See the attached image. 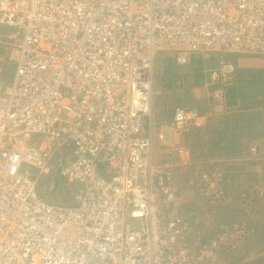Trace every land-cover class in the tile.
Wrapping results in <instances>:
<instances>
[{
  "label": "built area",
  "instance_id": "2783aa9c",
  "mask_svg": "<svg viewBox=\"0 0 264 264\" xmlns=\"http://www.w3.org/2000/svg\"><path fill=\"white\" fill-rule=\"evenodd\" d=\"M1 39L0 264H215L227 234L189 244L172 175L152 159L166 124L151 116L153 68L161 52L264 55V0H0ZM216 62L202 72L221 99L234 65ZM201 116L174 105L170 123ZM221 173L201 176L208 206ZM63 188L68 202L53 201Z\"/></svg>",
  "mask_w": 264,
  "mask_h": 264
},
{
  "label": "rangeland",
  "instance_id": "374dc122",
  "mask_svg": "<svg viewBox=\"0 0 264 264\" xmlns=\"http://www.w3.org/2000/svg\"><path fill=\"white\" fill-rule=\"evenodd\" d=\"M0 41H2V39ZM254 55L264 56L260 54H238V53H225L224 55L222 54L221 56H219L232 62L234 65V73H236V75H239L238 77H240L239 81L240 82L245 81V83L247 82L246 84L250 86L249 93L245 97V99L247 98L248 100L242 102V106L240 107V109H253L254 107H256L255 105L257 106H259L260 104L264 105V84H261V79H259V73L245 69L244 67L247 66H245V64L241 65L243 60H241V63H239V59H238L239 57L240 59H245L246 56L250 57ZM167 58L173 59L175 64L178 65L179 67V70H177L178 76L182 75L181 77H184L190 72L189 70L193 68V66L189 65V62H187L186 64H178L176 62L174 53L161 52L158 54L153 68L154 69L153 98H152L153 106H151V111L153 107L156 115H157L156 107L158 109H163L164 111H166V109H170V111H172V107L174 105H179L170 102V100L166 98V96L165 97L159 96L158 98L155 97L156 91H160V92L164 91V95H165L166 79L163 78L162 73L165 65L164 63ZM206 60H208V58H206ZM208 62H209L208 65H210L211 67L216 66L217 64V62L212 60ZM245 63H250V62H245ZM251 66L255 67L253 66V64H251ZM251 66L249 68H251ZM11 75H12V65L7 60L5 46H2L0 42V86L8 82L9 79L11 78ZM247 77H249V79ZM177 81L178 84H180L177 86L178 87L177 89H180L181 87H183L182 83H185V80L181 81L179 79ZM156 100H158V105L156 104ZM198 106L200 107L201 105ZM198 106H195L194 108L198 109L199 108ZM209 106L210 107L208 108L213 112L214 110L219 108V107L214 108L212 105ZM204 110H207V107H205ZM163 115L165 116L166 114L163 113ZM170 126L168 127L171 130L172 134L170 135V137L166 136L162 141H160V143H158V146H156L158 153H155L157 157H154L155 160L154 162L157 165H161L162 167H165V169L168 170L172 175V180L177 188L176 191L177 205L173 207L177 209L176 211H180V209H182V205L185 202L191 200L192 198L195 199L196 196L200 202L199 203L200 206L202 207L206 206L207 201H204L202 199L201 190H200V183H201L200 180H203L201 176L203 174H206L211 169L218 167L219 170L222 171L221 173L222 178L220 181V187H221L220 196L217 200V204L212 207L213 212L210 214L204 213L205 215H207L206 216L207 219L209 218L208 221L212 227L214 226L213 221H215V225H216L215 227H217V229H215L217 231V235H216L217 239H219L220 234L221 236L222 234L225 235L227 234V239L223 240L221 251L218 257V259H220V263L218 261H216V263L264 264V192L261 190H257L256 193L251 192V190L255 188L258 189L257 188L259 185L258 181L259 179L262 181V178L264 176V167H263L264 159L256 160L254 159L256 156L251 157L250 159H244L251 156V155H247L246 153L244 156L243 154L238 155L239 153H237L234 154L233 157L231 158L228 156L223 157L225 155L221 152V148L217 151H214L213 150L214 148H212L213 147L212 144L206 143L205 142L206 140L205 141L200 140L201 143L199 142L197 143L198 147H188V145L186 144L185 135L180 134L182 132H175L171 123ZM188 130L189 129L184 130L183 133ZM199 147L200 148L204 147L205 150L203 151V155L198 157L199 159H195L194 157L196 156L195 154L196 153L198 154V152L201 151ZM247 152L249 154V152H253V151H250L247 148ZM57 154L58 152L56 151L51 160L52 162L55 160ZM192 161L194 163L195 169H193V167L188 169L187 166L188 165L192 166V164H190ZM213 163H216V165H213ZM31 170L34 173L37 172L36 169H31ZM258 176L261 177L257 178ZM252 178L255 179L254 182L250 181L247 184L249 186L248 189H250L249 191L244 185H246L245 182H247ZM61 179H63V177H61ZM225 182H232V186H235V190L238 193L240 191L245 190L244 192H241L243 194L242 197H240V199L237 200V197H233L231 198V200L227 201L229 206L232 205V207H230L228 210L227 208L223 207L221 204V202H223L222 188ZM239 185H243V186L239 187ZM62 190L65 191H62L61 194H63V196L66 197L65 195L67 194L66 192L68 191L66 190V188H63ZM195 217L196 218H192V219L189 218L190 219L189 231L191 230L195 236L197 235L200 236L199 230H201L202 228L200 227V224L204 226L206 221L200 222L201 217L200 216H195ZM232 225L233 226L237 225L239 227H242L244 229L245 235L240 239L231 240L234 234ZM212 233L213 230L207 232L208 235ZM216 237H209L208 239L216 238ZM231 245H233L234 247H232ZM223 246H225L224 247L225 249L223 248Z\"/></svg>",
  "mask_w": 264,
  "mask_h": 264
},
{
  "label": "crops",
  "instance_id": "0c3cea01",
  "mask_svg": "<svg viewBox=\"0 0 264 264\" xmlns=\"http://www.w3.org/2000/svg\"><path fill=\"white\" fill-rule=\"evenodd\" d=\"M238 59H239V63H241V60H243L241 65L245 64V66H247V67H244L245 69L258 72L259 79H261V84H264V56L254 55L250 57L246 56L245 59H240V57ZM245 62H250V63H245ZM251 64H253V66L255 67H252ZM250 66L253 69L249 68ZM204 67L202 65V68ZM234 75H235L234 76L235 82L237 83L235 84L234 89H232L236 93L235 94L236 96L234 98L230 96L228 97V93L230 92L229 90H226L224 92L221 99H218L217 97H215V92L213 89L214 86H209L208 83H206V80L208 78L205 73H203V82L200 84H195L193 82L191 83L192 80L190 81L189 79L188 81L190 82L189 84H186V80H185V83H182L183 87H181L180 89H177L178 88L177 86L180 84H177V80L172 81L169 85H166L165 95H164V91H161V92L156 91L155 97L158 98L159 96H163V97L166 96V98H168L170 102H173L176 104H182L190 108L201 105L200 107L198 106L199 107L198 109H200V111L203 112L202 113L203 116L199 118L198 125L192 126L188 131H185L184 133L183 132L180 133V134L185 135L186 144L188 145V147H198L197 143L198 142L201 143L200 140L201 141L206 140L205 141L206 143L212 144L213 146L212 148H214L213 149L214 151H217L221 148V152L225 155L223 157L228 156L231 158L233 157L234 154H237V153H239L238 155L243 154L244 156L246 153L247 155H251V156L244 158V159H250L251 157H255V156L256 157L254 159L256 160L264 159V105L263 104L262 105L260 104L259 106L255 105L256 107H254L253 109H240V107L242 106V102L248 100L247 98L245 99V97L249 93L250 86H248L246 84L247 82L245 83V81L240 82L239 81L240 77H238L239 75H236V73H234ZM247 78L249 79V77ZM156 104L158 105V100H156ZM209 105H212L214 108L216 107H219V108L214 110L213 112L208 108L210 107ZM152 106H153V102H152ZM205 107H207V110H204ZM156 110H157V115L155 114L154 109L152 107L151 116L153 120L159 121V122L164 121L166 122V124L159 125L156 122V125L154 126V128H152V131H151L152 150L151 152H152L153 161H155L154 157H157L155 153H158V150L156 149V146H158V143H160V141H162L166 136L170 137V135L172 134L171 130L168 127L170 126V118H171L170 109H166V111H164L163 109H158L156 107ZM163 113H165L166 115L164 116ZM175 136H178V135H175ZM247 148L253 152H249L248 154ZM200 150L201 151L198 152V154L194 153L196 155L194 156L195 159H199L198 157L203 155V151L205 149L203 147V148H200ZM259 155H260V158H259ZM248 161H251V160H248ZM190 164H192V166L188 165L187 168L190 169L191 167H193V169H195L193 161ZM233 164H234V161H233ZM213 165H216V163H213ZM231 165H232V162H231ZM259 177L261 176H258L257 178ZM254 180H255L254 178L248 180L247 182H245L246 185L244 186L248 189L249 188V186L247 185L248 182L250 181L254 182ZM258 184H259L257 187L258 189L256 188L253 189L255 191L251 190L252 193H256L257 190H261L264 192V176L262 178V181L259 179ZM241 186L243 185H239V187ZM248 190L250 191V189ZM244 191L245 190L240 191L238 193L235 190V186H232V182H225L222 188V196H223L222 197L223 202H221L222 206L227 208L228 210L230 207H232V205L229 206L227 201L231 200V198L233 197H237V200L240 199V197H242V194H243L241 192H244ZM61 192L56 194L55 197L51 196V199L53 201L68 202V199H69L68 196L64 197L63 194H61ZM199 203L200 202L196 196L195 199L192 198L191 200L185 202L182 205V209H180V211L184 215L189 217L190 219L196 218L195 216H200L201 217L200 222L206 221L204 226L200 224V227H202L201 228L202 231L199 230L200 241L206 242L208 241L207 239L209 237H216L217 231L215 229H217V227H215L216 226L215 221H213L214 226L212 227L209 224V221H208L209 218L207 219L206 217L207 215L204 214V213H208V214L212 213L213 209L207 205L202 207L200 206ZM175 205H177V203H175ZM169 210L171 212H176L177 209H175V207H172ZM210 230H213V233L208 235L207 232ZM186 238H187L186 241L189 244H192L195 241L194 238H196V236L190 230ZM224 247L225 246H223V248ZM217 261L220 263V259H218Z\"/></svg>",
  "mask_w": 264,
  "mask_h": 264
},
{
  "label": "trees",
  "instance_id": "16d2710c",
  "mask_svg": "<svg viewBox=\"0 0 264 264\" xmlns=\"http://www.w3.org/2000/svg\"><path fill=\"white\" fill-rule=\"evenodd\" d=\"M221 54H217V56H211L208 58V60L203 59L202 57L199 56H195V55H191L190 59H189V65L193 66V68H191L189 71V73L187 75H185L184 77L178 76L177 75V70H179L178 65L175 64L174 60L171 58H167L165 61V65L163 68V73L162 76L163 78L166 79V85H169L172 81H176V80H186V84H189L190 81L191 83H195V84H200L203 82V72H202V65L203 67L205 66L206 68L211 67L210 65H208V61L212 60V61H217L216 59L220 56ZM224 55V54H223ZM206 60V61H205ZM194 69V70H193ZM187 78V79H186ZM238 80V79H237ZM235 87V86H234ZM234 87L229 89V93H228V97H235L236 93L232 90L234 89ZM212 208V206H209Z\"/></svg>",
  "mask_w": 264,
  "mask_h": 264
}]
</instances>
